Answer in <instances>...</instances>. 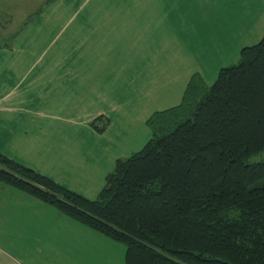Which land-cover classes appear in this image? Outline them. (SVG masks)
I'll use <instances>...</instances> for the list:
<instances>
[{"label":"trees","instance_id":"trees-1","mask_svg":"<svg viewBox=\"0 0 264 264\" xmlns=\"http://www.w3.org/2000/svg\"><path fill=\"white\" fill-rule=\"evenodd\" d=\"M204 83L153 113L95 200L1 150L0 182L123 245L125 264H264V37Z\"/></svg>","mask_w":264,"mask_h":264},{"label":"rangeland","instance_id":"rangeland-1","mask_svg":"<svg viewBox=\"0 0 264 264\" xmlns=\"http://www.w3.org/2000/svg\"><path fill=\"white\" fill-rule=\"evenodd\" d=\"M63 1L67 4L60 0H45L38 7L35 6L33 16L50 14L53 10L65 12L66 19L57 22L55 27L64 29L66 26L78 34L85 33L82 37H66L67 33L60 41L63 46L64 43L71 44L77 50L78 57H66L65 62L80 65L81 61H85L89 64L87 87L90 98L81 93L80 87L72 93L68 87L65 89L67 81L64 77L55 75L41 78L38 69L30 73L21 87H15L19 75L16 72L20 71L8 64L5 55L10 56V53L1 54L0 98L10 94L5 105L18 108L20 102L16 96L25 95L24 109L43 113L40 116L25 113L17 122L18 117H2L1 127L5 129H1L3 138L0 145L4 153L1 152L62 185H72L74 191L95 200L105 186L107 175L114 171L116 161L140 151L151 138V130L146 122L153 113L180 105L190 79L196 74L205 82L203 87H211L221 69L239 63L241 48L257 42L244 44L246 38L243 37L247 32L237 28L238 33L242 34L235 37H239L241 42L237 40L235 45L226 43L220 46V38L212 36L215 33L210 32L213 24L205 22L203 26L204 22L199 21L162 20L161 16L152 15L146 18L143 16L144 0L138 3L132 0ZM2 2L0 0V46L9 38L10 15L14 17L12 12H6ZM25 6L32 8L29 4ZM11 7L17 9L18 6ZM19 8L21 13L23 9L27 11L24 4ZM245 8V5L239 6L241 12L242 9L246 11ZM156 12L161 14V8L158 7ZM70 17H73L72 20H69ZM229 17L231 21L233 17ZM224 22L225 18H222V26ZM32 23L33 26L26 21L24 25L28 26L21 27L19 33L22 35L31 26V29L36 28V31L45 34L38 36V32H31L23 50L27 59L25 63L32 65L36 62L35 65L39 66L44 63L51 68V62H58L63 50H58L51 59L48 54V57L46 55L40 60L43 53L36 54L35 50L47 45L46 39L53 32V26L49 22ZM243 25L245 27V22ZM65 62L63 60L62 63ZM38 65L36 68H39ZM28 70L29 66L22 67L23 74ZM74 75L79 76V70ZM102 96L104 98L100 99ZM112 101L117 103L118 108L115 109ZM102 109H105V115L99 117ZM90 123L91 126L92 123L105 126V133L95 132ZM14 124L26 128L27 132L21 136L13 133ZM263 158L264 155L253 157L250 163L262 161ZM9 202L11 218L20 211L17 210L20 201L11 197ZM9 231L8 243H0V252L5 255L3 260L6 264L23 261L26 257L22 255L33 258L32 262L25 260L26 264H70L66 251H63L64 244L57 245L58 250L62 251L56 253H49L43 246L31 250L19 249L16 222L11 219ZM105 240L106 245L117 246ZM115 255H118L117 250ZM115 264L122 262L116 261Z\"/></svg>","mask_w":264,"mask_h":264},{"label":"crops","instance_id":"crops-1","mask_svg":"<svg viewBox=\"0 0 264 264\" xmlns=\"http://www.w3.org/2000/svg\"><path fill=\"white\" fill-rule=\"evenodd\" d=\"M17 1L19 4L17 3ZM17 1L15 0L14 2H12L11 0H3L2 2V5L5 7L6 12H12L14 17L10 15V32L8 34L9 38L4 44L0 46V55L10 53V56L5 55L8 64L12 68L20 71L16 72L19 73V75L17 76L18 83L15 87H21L26 78L29 77L30 73H33L34 70L38 69V74L41 76V78L55 77V75H59L61 77H64L65 81H67L65 82V89L68 87V90H71L72 93L73 90L80 87L79 90L81 89V93L89 97V89L87 87L89 83V79L87 76V69L89 67V64L85 61H81L80 65H78V63L76 62H65L66 57H68L69 59H71V57L73 59L74 57L77 58V50L76 47L71 44L64 43L65 46H63L60 41L61 37H63L67 33L69 34L66 37H82L85 36V33L82 32L81 34H78V32H74V30L70 31L66 26H64V29L55 27L57 26V22L64 21V19H66V17H64L65 12H57L53 10L50 14L44 13L42 15L34 17L33 14L36 11V8L44 3L45 0ZM60 1L65 3L64 5L67 4L63 0ZM138 1L139 0H132L131 2L138 3ZM48 2H52V0H48ZM22 4H24V7L27 9V11L23 9V12L21 13V8L19 7L22 6ZM25 4L31 5L32 8L30 9L26 7ZM12 5H17V9L11 7ZM144 5L145 14L143 16H161L162 20H181L183 22H191V20L199 21L204 22L203 26L206 25L205 22L213 24L214 28L210 32L215 33L212 36H218L220 38V46H223L226 43L235 45V42H237V40L238 42H241L239 37H235L236 35L242 34L238 33L237 28L239 30L247 32L246 36L243 37L246 38L244 44H247L248 42L259 43L264 37V0H144ZM241 5H245L246 7V11L242 9L244 13L239 10V6ZM158 7L161 8V14L159 12H156ZM184 13L188 16L187 18L185 17ZM45 14L48 15L44 16ZM189 15L191 16L189 17ZM229 15L233 17L231 21L229 19ZM86 16H88V14H86ZM73 17H70L69 20H72ZM32 18L34 20H32ZM146 18H148V16ZM222 18H225L223 26L221 24ZM130 19H132V17ZM26 21L29 22L28 25L32 24V26L34 25L32 22L41 21L49 22L50 24H52L53 32L46 39L47 45L44 48L35 50L36 54L39 52H41V54L43 53L38 60L42 59V57L46 55L48 57V54H50L49 58L51 59L54 57V55L57 54L58 50H63V55L61 54V56H59V61L51 62L53 63L51 68H47L44 63L42 64V66L36 64L39 66V68H36V62L32 65L25 63L27 59L24 56L25 52H23V50L24 45L28 43L26 40L31 32L34 34L40 31H36V28L31 29V26H29L28 29L25 30L21 35V33H19V30L21 27L28 26L24 25ZM244 22L245 27L243 25ZM43 27L44 29L46 28L44 24ZM43 34H45V32L37 33L38 36H41ZM16 37H19V39L16 40ZM33 51L34 49L32 50V52ZM30 57H33V55H31ZM63 60L65 62L64 64L62 63ZM23 66L25 68L29 66V70L26 74H23ZM76 70H79V76L77 77L74 75V72ZM81 87L85 89H82ZM9 95L10 94H7L0 98V119L2 117H18L15 120V122H17L19 117L26 115L25 113L33 114L36 116H40L43 114L41 111H31L24 109L23 102L25 95L16 96V100L20 102L17 105L18 108H9V106L5 105L7 100H9ZM81 97L83 96L81 95ZM103 98L104 97L102 96L100 99ZM25 100H27L26 97ZM111 104L115 105V109L118 108V105L117 103H115V101H112ZM84 107H86V103ZM104 110L105 109H102L99 117L105 115ZM91 128L94 129L97 133L102 132L96 130L93 126H91ZM1 129L5 128L1 127L0 120V139L3 138ZM12 131L18 136H21V134L27 132V129L21 127L20 125L14 124V128L12 129ZM103 133L105 132L103 131ZM18 138L21 137H17V139ZM0 150H2L1 145ZM80 164L82 165L83 163L81 162ZM76 165H78V163H76ZM65 186L72 190H75L72 185ZM78 186L81 187V185ZM79 190H81V188ZM77 192L80 193L79 191ZM11 197L19 199L20 204L17 206V210L20 211L16 214H13L10 218L9 212L11 204L9 201ZM10 219L16 222L17 231L15 232L17 235V246L19 247V249L31 250L32 248L37 249L38 247L43 246L48 249L49 253H56L62 251L61 249L58 250L57 245L64 244L65 248L63 251H66L68 262H70V264H115L116 261H121L122 264H125V247L123 245L121 246H123L124 248L119 246L120 244H117L107 237L88 229L87 227L72 220L69 217L60 214L57 210L43 204L35 197L0 182V243H8V235L10 234ZM105 238L117 244V246L113 244L106 245ZM115 250L118 251V255H115ZM105 251H107V254ZM4 257L5 255L0 252V264H6L5 260H3ZM22 257H26V259H23V261L20 262L18 261L16 264H26L24 262L25 260L27 262L33 261L32 257L24 255H22Z\"/></svg>","mask_w":264,"mask_h":264}]
</instances>
